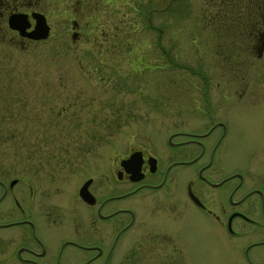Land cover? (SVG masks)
<instances>
[{
	"label": "rangeland",
	"instance_id": "1",
	"mask_svg": "<svg viewBox=\"0 0 264 264\" xmlns=\"http://www.w3.org/2000/svg\"><path fill=\"white\" fill-rule=\"evenodd\" d=\"M72 1L39 3L51 22L44 40L22 45L12 31L0 35V175L8 180L25 173L38 176L61 201L57 205H73L79 218L83 208L73 199L78 184L90 175L96 180L93 188H107L99 172L111 169L130 147L146 148L161 163L188 148L179 141L182 135L169 141V132L201 123L195 119L202 106L201 75L209 78L218 113L229 99L221 98L228 80L214 85L218 40L208 11L215 0L101 1L102 12L91 9L77 37L66 29V10L76 6ZM249 58L252 76L262 62ZM241 86L235 83L233 89ZM246 112L242 104L225 112L231 132L224 144L234 152L256 142ZM189 170L176 165L173 173ZM191 219L178 223L196 257L193 264H241L229 258L228 246L212 242Z\"/></svg>",
	"mask_w": 264,
	"mask_h": 264
},
{
	"label": "flooded vegetation",
	"instance_id": "2",
	"mask_svg": "<svg viewBox=\"0 0 264 264\" xmlns=\"http://www.w3.org/2000/svg\"><path fill=\"white\" fill-rule=\"evenodd\" d=\"M41 1L0 0V35L12 31L22 45L38 41L21 36L8 25L9 14L17 12L28 14L27 30L34 27L33 12L44 14L50 33L51 22L39 8ZM101 1L114 0L72 1L76 6L66 10L70 20L66 29L72 37L85 29L91 9L102 12L97 6ZM215 3L217 24L223 2ZM263 13L260 17L264 19ZM243 28L238 47L221 44L218 34L214 36L218 40L214 45V85L228 80V90L221 94L229 99L225 108L217 112L208 91L209 78L201 75L198 94L202 106L195 117L201 123L196 127L183 125L175 134L169 132V141L176 134L182 135L179 141L188 148L168 154L161 163L146 148L130 147L118 162L111 163V169L99 172L107 188H93L96 180L90 175L78 184L73 199L83 208L78 211L79 218L73 205H57L61 201L42 186L38 176L25 173L11 183L12 179L0 175V264H193L196 257L178 223L192 217L198 230L205 229L212 242L229 247L232 262L264 264V21L256 22L251 30ZM248 56L262 62L252 76L248 70L254 64ZM251 81L257 85H250ZM235 83H242L241 88L233 89ZM240 104L247 111V124L256 131V142L234 152L232 146L224 144L231 132V120L225 112ZM133 152L142 174L138 180L131 179L121 164ZM176 165L192 170L178 176L173 173ZM86 181L89 194L83 199L78 190ZM122 181L131 186L123 188L119 185ZM170 181L173 185H168ZM17 183L21 187L14 189ZM5 200H9L8 206H4Z\"/></svg>",
	"mask_w": 264,
	"mask_h": 264
},
{
	"label": "trees",
	"instance_id": "3",
	"mask_svg": "<svg viewBox=\"0 0 264 264\" xmlns=\"http://www.w3.org/2000/svg\"><path fill=\"white\" fill-rule=\"evenodd\" d=\"M223 7L220 11V20L216 24V3L214 8L208 11V17L210 19L209 25L212 29L214 36L218 34V40L223 43H230L231 45L238 47L241 39L239 38L244 26H247L249 30L253 28L255 23L264 21L260 17V13L264 11V0H220ZM264 14V13H263ZM247 17V23L244 21ZM244 18V19H243Z\"/></svg>",
	"mask_w": 264,
	"mask_h": 264
},
{
	"label": "water",
	"instance_id": "4",
	"mask_svg": "<svg viewBox=\"0 0 264 264\" xmlns=\"http://www.w3.org/2000/svg\"><path fill=\"white\" fill-rule=\"evenodd\" d=\"M32 16L35 19V23L31 30H27V27L30 26V22L28 21V14L24 12L9 14L8 25L12 29H16L21 36H26L32 39L46 38L49 35L50 27L44 14L40 12H33ZM136 156L137 153H133L129 159H124L121 161V164L126 167L127 171L130 173V178L134 180H138L142 177V174L139 171V161L134 159ZM14 181L15 180H12L11 183ZM86 186L87 182H85L79 189V194L83 199H85L89 194Z\"/></svg>",
	"mask_w": 264,
	"mask_h": 264
}]
</instances>
